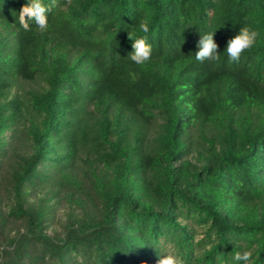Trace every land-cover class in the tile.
Instances as JSON below:
<instances>
[{
	"label": "trees",
	"instance_id": "trees-1",
	"mask_svg": "<svg viewBox=\"0 0 264 264\" xmlns=\"http://www.w3.org/2000/svg\"><path fill=\"white\" fill-rule=\"evenodd\" d=\"M27 2L0 0V264H264V0H57L45 32Z\"/></svg>",
	"mask_w": 264,
	"mask_h": 264
},
{
	"label": "clouds",
	"instance_id": "clouds-1",
	"mask_svg": "<svg viewBox=\"0 0 264 264\" xmlns=\"http://www.w3.org/2000/svg\"><path fill=\"white\" fill-rule=\"evenodd\" d=\"M70 3L71 0H68ZM57 0H52L50 5H45L43 0H28L19 11V25L24 31H31V24L34 23L40 32L47 31L49 27L48 13L56 7ZM139 30L147 34L150 31L147 20L139 22ZM258 32L245 25L240 28L239 33L227 41L225 53L229 62L240 61L244 52L252 49L258 37ZM128 39L133 43L131 45L133 52L129 58L136 65H145L151 61L152 46L147 40V35L136 36L131 31L128 32ZM197 51L195 60L203 63L205 61L218 62L221 59L219 45L214 40V32L203 34L197 42ZM233 260L237 264H252L253 252L251 250L234 251ZM157 264H184L183 259L175 253H166L158 259Z\"/></svg>",
	"mask_w": 264,
	"mask_h": 264
},
{
	"label": "rangeland",
	"instance_id": "rangeland-1",
	"mask_svg": "<svg viewBox=\"0 0 264 264\" xmlns=\"http://www.w3.org/2000/svg\"><path fill=\"white\" fill-rule=\"evenodd\" d=\"M59 215H61V213H59Z\"/></svg>",
	"mask_w": 264,
	"mask_h": 264
}]
</instances>
